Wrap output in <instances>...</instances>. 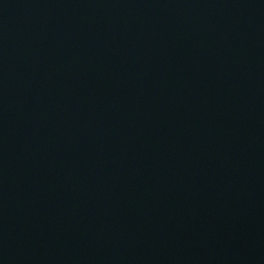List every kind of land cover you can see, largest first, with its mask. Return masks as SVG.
<instances>
[{
	"label": "water",
	"instance_id": "1",
	"mask_svg": "<svg viewBox=\"0 0 264 264\" xmlns=\"http://www.w3.org/2000/svg\"><path fill=\"white\" fill-rule=\"evenodd\" d=\"M0 264H264V0H0Z\"/></svg>",
	"mask_w": 264,
	"mask_h": 264
}]
</instances>
